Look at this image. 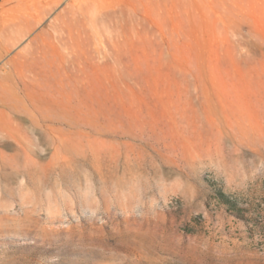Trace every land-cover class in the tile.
I'll use <instances>...</instances> for the list:
<instances>
[{"label":"rangeland","instance_id":"374dc122","mask_svg":"<svg viewBox=\"0 0 264 264\" xmlns=\"http://www.w3.org/2000/svg\"><path fill=\"white\" fill-rule=\"evenodd\" d=\"M0 264H264V0H0Z\"/></svg>","mask_w":264,"mask_h":264}]
</instances>
